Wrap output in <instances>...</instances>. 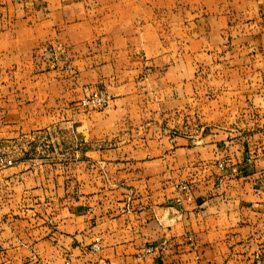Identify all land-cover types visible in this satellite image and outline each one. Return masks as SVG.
Segmentation results:
<instances>
[{"label": "crops", "instance_id": "crops-1", "mask_svg": "<svg viewBox=\"0 0 264 264\" xmlns=\"http://www.w3.org/2000/svg\"><path fill=\"white\" fill-rule=\"evenodd\" d=\"M6 143L0 264H264V0H0Z\"/></svg>", "mask_w": 264, "mask_h": 264}, {"label": "built area", "instance_id": "built-area-1", "mask_svg": "<svg viewBox=\"0 0 264 264\" xmlns=\"http://www.w3.org/2000/svg\"><path fill=\"white\" fill-rule=\"evenodd\" d=\"M82 108L93 109V110H103L106 109L110 104V97L107 92L101 91L95 96L84 99L80 103ZM249 160H253V156L249 158ZM15 161L10 156H1L0 157V168H11L14 167ZM225 165L222 163L219 165L220 172L225 171ZM222 181V179H220ZM176 202L182 204L183 202H187L191 204L193 202V197L191 194V189L186 184H181L177 187L176 193ZM101 250L100 240H96L94 244L91 246V251L94 253H98ZM164 250V246L161 247H147L143 250L142 255H150L156 253L158 251ZM66 264H71V262H66ZM256 264H263L262 260L257 257Z\"/></svg>", "mask_w": 264, "mask_h": 264}, {"label": "rangeland", "instance_id": "rangeland-1", "mask_svg": "<svg viewBox=\"0 0 264 264\" xmlns=\"http://www.w3.org/2000/svg\"><path fill=\"white\" fill-rule=\"evenodd\" d=\"M101 91H105V92H107L108 93V91L105 89V88H100L94 95H91V96H88V97H85L84 99H88V98H91V97H93V96H95L96 94H98L99 92H101ZM108 95H109V93H108ZM109 97H110V95H109ZM83 99V100H84ZM81 103V102H80ZM110 104H111V97H110ZM110 104H109V106H110ZM81 105V104H80ZM108 106V107H109ZM81 107V106H80ZM107 107V108H108ZM82 108V107H81ZM82 109H86V108H82ZM88 110H93V109H88ZM104 110V109H103ZM196 126H198L197 124H196ZM2 153L0 154V156L2 155V156H10V157H13V156H11V155H9V154H11V152H15L16 151V149H11V147H10V144L9 143H6V144H4L3 146H2ZM0 151V152H1Z\"/></svg>", "mask_w": 264, "mask_h": 264}]
</instances>
